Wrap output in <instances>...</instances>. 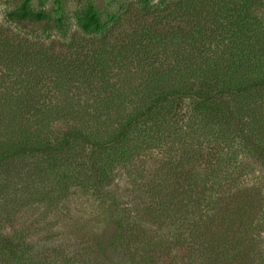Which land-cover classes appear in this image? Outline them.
I'll list each match as a JSON object with an SVG mask.
<instances>
[{"label":"trees","instance_id":"16d2710c","mask_svg":"<svg viewBox=\"0 0 264 264\" xmlns=\"http://www.w3.org/2000/svg\"><path fill=\"white\" fill-rule=\"evenodd\" d=\"M38 1L4 23L60 39L0 26V264H264V0H138L126 32L92 3L70 32ZM73 191L107 203V243L45 254L4 230Z\"/></svg>","mask_w":264,"mask_h":264},{"label":"rangeland","instance_id":"374dc122","mask_svg":"<svg viewBox=\"0 0 264 264\" xmlns=\"http://www.w3.org/2000/svg\"><path fill=\"white\" fill-rule=\"evenodd\" d=\"M22 0H0V26L10 30L11 33L23 38H42L46 42L58 40L60 34L48 23H12L5 24L3 15L14 10ZM42 1L41 8L52 15L54 0ZM169 1V0H166ZM63 15L70 32L76 31L73 20L74 11L82 6L92 3L98 11L101 20H107L109 15L123 18L119 24L121 31H129V27L136 23L140 16L137 11L138 0H61ZM155 3V2H154ZM157 3V2H156ZM32 7L40 9L39 1L33 0ZM120 30H118L120 32ZM189 107L186 101L184 110ZM150 163H148L149 165ZM138 166L139 162H135ZM111 192L118 196L128 209L137 211V207H129L131 201L142 208L140 193L131 185L126 169H117L114 174ZM5 231L23 230L28 236V242L34 244L35 251L49 254L53 247L61 249L63 253L76 252L78 244L91 243L100 238L107 243L113 229L107 225V203H100L81 192L73 191L66 200L57 202L54 206L27 205L23 206L11 224H4ZM177 254V253H176ZM179 255V254H178ZM167 262V261H166Z\"/></svg>","mask_w":264,"mask_h":264}]
</instances>
